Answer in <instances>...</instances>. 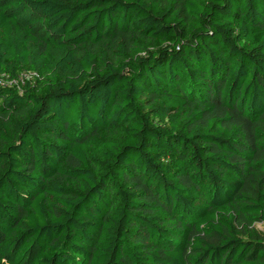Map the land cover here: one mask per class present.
<instances>
[{
  "label": "trees",
  "instance_id": "16d2710c",
  "mask_svg": "<svg viewBox=\"0 0 264 264\" xmlns=\"http://www.w3.org/2000/svg\"><path fill=\"white\" fill-rule=\"evenodd\" d=\"M0 264H264V0H0Z\"/></svg>",
  "mask_w": 264,
  "mask_h": 264
},
{
  "label": "built area",
  "instance_id": "2783aa9c",
  "mask_svg": "<svg viewBox=\"0 0 264 264\" xmlns=\"http://www.w3.org/2000/svg\"><path fill=\"white\" fill-rule=\"evenodd\" d=\"M32 74H33V73L22 72V73H21V76H20L19 79H20L21 81H25V79H26V80L31 79V78H32Z\"/></svg>",
  "mask_w": 264,
  "mask_h": 264
},
{
  "label": "rangeland",
  "instance_id": "374dc122",
  "mask_svg": "<svg viewBox=\"0 0 264 264\" xmlns=\"http://www.w3.org/2000/svg\"><path fill=\"white\" fill-rule=\"evenodd\" d=\"M258 227H261V225H260V224H258Z\"/></svg>",
  "mask_w": 264,
  "mask_h": 264
}]
</instances>
